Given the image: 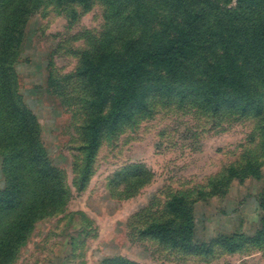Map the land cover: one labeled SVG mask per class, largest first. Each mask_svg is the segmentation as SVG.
I'll return each mask as SVG.
<instances>
[{"label":"rangeland","instance_id":"374dc122","mask_svg":"<svg viewBox=\"0 0 264 264\" xmlns=\"http://www.w3.org/2000/svg\"><path fill=\"white\" fill-rule=\"evenodd\" d=\"M38 2L7 69L58 188L0 264H264V0ZM192 22L175 63L148 60ZM218 67L245 96L211 102ZM2 115L0 189L14 182Z\"/></svg>","mask_w":264,"mask_h":264},{"label":"trees","instance_id":"16d2710c","mask_svg":"<svg viewBox=\"0 0 264 264\" xmlns=\"http://www.w3.org/2000/svg\"><path fill=\"white\" fill-rule=\"evenodd\" d=\"M7 1L11 4L7 6ZM39 0H0V109L1 117L6 116L7 127L3 135L8 138H3V146L9 149V154L4 153V159L11 161L9 171L13 172L11 175L14 182H6L3 189H0V253L8 251L10 243L8 240H24L26 233L34 222H36V210L39 205L44 204L49 200L58 188L55 184L54 176L57 174L54 166L46 162V153L40 145V135L36 130V121L34 117H29L30 108L21 94L19 96L14 93L10 84L11 72H8L10 64H14V57L22 51L24 47L27 28L31 17L34 13V7L39 4ZM57 4L65 5L69 2L85 3L87 0H55ZM194 22L187 24L180 29L178 39L172 46L157 49L147 52L148 60H162L176 62L177 55L182 51V47L193 44L195 42L192 34ZM261 33L262 43L264 44V28ZM134 40H130V43ZM226 45L222 42V46ZM237 65L234 68L236 71L240 70L239 63L234 56L228 54L227 62ZM141 65L138 62L133 63L129 68H120V76L127 78L128 91L122 98L129 97L131 90L135 89V83L138 81L137 70ZM90 69L95 70L93 73V80L98 81V73L101 68L95 66V63L89 65ZM230 68V67H229ZM227 68L218 67V73L215 74L214 82L217 87L211 102H215L216 96L222 95L221 87L230 88L234 93H242L245 96L244 85L237 79L236 71L233 74L226 76L223 70ZM226 73V72H225ZM243 89V90H242ZM242 91V92H241ZM97 90V94H99ZM100 101L95 104L99 107ZM1 122V121H0ZM97 121L92 122L91 126L95 128ZM38 129V128H37ZM93 139L96 138V131L93 132ZM8 141V142H7ZM1 144V140H0ZM96 144L95 140L92 142V147ZM44 147V146H43ZM10 157V158H9ZM30 179V180H29ZM31 181V182H30ZM12 215V216H11ZM12 218H9V217ZM156 235H159V228L152 227L150 229ZM164 232V230H162ZM166 238V235L163 236ZM256 240H264V230L259 234Z\"/></svg>","mask_w":264,"mask_h":264}]
</instances>
